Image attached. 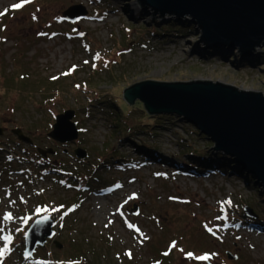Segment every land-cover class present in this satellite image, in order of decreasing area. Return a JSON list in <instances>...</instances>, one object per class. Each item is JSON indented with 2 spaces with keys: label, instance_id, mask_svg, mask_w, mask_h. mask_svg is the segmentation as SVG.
Segmentation results:
<instances>
[{
  "label": "rangeland",
  "instance_id": "obj_1",
  "mask_svg": "<svg viewBox=\"0 0 264 264\" xmlns=\"http://www.w3.org/2000/svg\"><path fill=\"white\" fill-rule=\"evenodd\" d=\"M134 4L147 13L130 12ZM70 7L84 16L66 20ZM0 13V264H70L80 246L95 249L96 264H264V186L225 164L193 124L123 99L146 80L264 95V45L242 56L196 43L191 16H152L137 0H0ZM67 110L77 138L59 143L47 134ZM189 154L225 165L197 171ZM49 208L53 237L24 259L12 239L24 217Z\"/></svg>",
  "mask_w": 264,
  "mask_h": 264
},
{
  "label": "water",
  "instance_id": "obj_2",
  "mask_svg": "<svg viewBox=\"0 0 264 264\" xmlns=\"http://www.w3.org/2000/svg\"><path fill=\"white\" fill-rule=\"evenodd\" d=\"M137 3L150 7L152 16L159 13V18L166 13L167 17L175 15L179 19L191 16V21L201 29L196 43L201 41L208 47H238L242 56H248L256 47L264 45V0H137ZM84 14L70 7L64 17L74 22ZM261 93L217 81L146 80L125 88L123 99L129 104L136 99L141 101L149 114H174L193 124L199 134L213 143L212 151L230 157L236 166L255 178L254 182L264 186V95ZM72 116L71 110L56 115L47 136L59 143L74 141L78 131L71 121ZM12 132L19 140L30 142L20 129ZM38 152L45 155L52 150L38 149ZM74 154L77 158L86 156L80 148L75 149ZM243 211L246 217H256L248 207ZM52 226L49 214L33 220L23 235L24 259L53 237ZM55 245L60 247L56 241Z\"/></svg>",
  "mask_w": 264,
  "mask_h": 264
},
{
  "label": "trees",
  "instance_id": "obj_3",
  "mask_svg": "<svg viewBox=\"0 0 264 264\" xmlns=\"http://www.w3.org/2000/svg\"><path fill=\"white\" fill-rule=\"evenodd\" d=\"M257 59V58H255ZM127 106V105H126ZM202 154V153H201ZM190 157L192 158H195L193 157L194 155L193 154H189ZM221 157L220 154L218 156V158ZM196 161L194 162V167H196V170L197 171H204V172H215V170H221L222 167H224L225 164H227L229 162V158L228 157H224V158H221L222 160H224V165H221L220 163H218L217 161H214V160H211L210 158H206V159H203V157H199V158H195ZM220 159V158H219ZM186 167H188L186 164H185ZM189 168L190 170H195V168ZM203 169V170H202ZM249 180L251 182H254L255 178L253 177H250ZM51 214V216L53 215V211L49 208L48 210H44V209H41L40 212H38L39 216L40 214ZM43 215V214H42ZM38 216V215H37ZM34 213L32 215H29V220H28V223L31 224L32 223V220H34L36 217H37ZM242 216L245 217V215L242 213ZM246 218V217H245ZM25 224L23 228H26L28 227L29 224ZM262 224H264V221L261 222ZM23 228H20V230H22L23 232ZM22 232H19V238L15 237L12 239V245L13 246H22L24 241H23V238L21 237V233ZM15 243V244H14ZM77 251V254L74 258L70 259L68 263L70 264H96V261L98 260V256L95 252V249H93L92 247H90L89 249H81V246ZM88 252V253H87ZM89 255H93V258H92V262L90 261L89 259Z\"/></svg>",
  "mask_w": 264,
  "mask_h": 264
},
{
  "label": "snow or ice",
  "instance_id": "obj_4",
  "mask_svg": "<svg viewBox=\"0 0 264 264\" xmlns=\"http://www.w3.org/2000/svg\"><path fill=\"white\" fill-rule=\"evenodd\" d=\"M25 2H28V0H25ZM11 7L18 9V8L21 7V5L20 4H13ZM2 14L3 13H0V15H2ZM87 62L88 61H85V63H87ZM224 203H228L230 205L231 204V201L229 200V201H226ZM37 211H39V210H37ZM69 211H72V209H69ZM8 218H11V214L10 213L5 215V219H8ZM42 219H46V217H43ZM28 220H29L28 217H24V223H28ZM40 222L41 221H37V223H40ZM105 227H107V225H105ZM5 239H9V238L8 237H5ZM3 252H4V250L3 249H0V257L3 256ZM165 255H167V253H165ZM188 255L191 256V253H188ZM197 258L198 259H201V260H204V259H208V256L205 255V256H200V257H197Z\"/></svg>",
  "mask_w": 264,
  "mask_h": 264
},
{
  "label": "bare ground",
  "instance_id": "obj_5",
  "mask_svg": "<svg viewBox=\"0 0 264 264\" xmlns=\"http://www.w3.org/2000/svg\"><path fill=\"white\" fill-rule=\"evenodd\" d=\"M128 10L130 12H133V11L137 12L138 11L139 16H144L147 13L146 10L145 11L144 10H140L139 7L136 4L131 5L128 8ZM95 211L97 212V215L100 216L101 211H102V202H100V200H98V202H97V199H96V204H95Z\"/></svg>",
  "mask_w": 264,
  "mask_h": 264
}]
</instances>
